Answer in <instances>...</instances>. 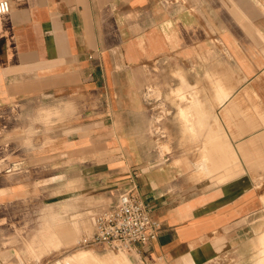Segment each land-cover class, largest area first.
I'll return each mask as SVG.
<instances>
[{
  "label": "crops",
  "instance_id": "obj_1",
  "mask_svg": "<svg viewBox=\"0 0 264 264\" xmlns=\"http://www.w3.org/2000/svg\"><path fill=\"white\" fill-rule=\"evenodd\" d=\"M8 1L0 213L37 197L55 208L26 251L77 241L72 200L121 190L160 224L134 247L144 264H205L246 241L264 206V0Z\"/></svg>",
  "mask_w": 264,
  "mask_h": 264
},
{
  "label": "rangeland",
  "instance_id": "obj_2",
  "mask_svg": "<svg viewBox=\"0 0 264 264\" xmlns=\"http://www.w3.org/2000/svg\"><path fill=\"white\" fill-rule=\"evenodd\" d=\"M149 76L151 78L144 90V106L151 113L149 118L153 125V97H155L153 93V68L149 71ZM160 102L161 105L159 106L164 109L166 107L165 101ZM148 135L153 139V126ZM158 145V149L162 153L164 148L160 147V142ZM253 188L255 189V193L259 195L256 196L258 200L263 201L264 204V175L253 181ZM32 199L30 198L28 202H24L20 206H10V211L0 213V215L4 214L5 216V218L0 219V223H2L0 225V257L7 264H53L58 259H60L62 264H75L87 257L105 262L106 259L113 260V258L119 256L121 253H125L130 260L126 264H144L139 259L134 248L129 251H111L96 246L78 247L76 239L69 243H62L58 248L47 249L39 257L30 255L26 251V246L28 242H31L32 238H37L36 236L43 224V214L49 211L52 212L55 209L54 203H43L40 197H37L38 201L33 203ZM70 201L69 197L63 196L61 203L67 204ZM72 201L74 204L76 203L74 205L75 208L72 211H67L65 213L66 217H74V214H76V218L80 217L79 220L85 223V228L83 227V231L79 234L78 239L81 235L89 233L92 230L93 217L98 210L111 203L110 199H103L100 201V204H91L84 200L79 202V199ZM252 217V229L245 234L247 240L245 241V238H243V243L234 250H227V253H224V249H219L222 255L219 258L207 261L205 264H264V206L261 207L260 205L259 210L255 211ZM224 247L222 246L221 248Z\"/></svg>",
  "mask_w": 264,
  "mask_h": 264
},
{
  "label": "built area",
  "instance_id": "obj_3",
  "mask_svg": "<svg viewBox=\"0 0 264 264\" xmlns=\"http://www.w3.org/2000/svg\"><path fill=\"white\" fill-rule=\"evenodd\" d=\"M9 9V1L0 0V15L7 13ZM159 228L160 224L152 217L150 205L136 192L121 190L108 207L94 215L92 230L81 235L76 245L129 251L137 244H148L155 240ZM53 264L60 263L54 261Z\"/></svg>",
  "mask_w": 264,
  "mask_h": 264
},
{
  "label": "bare ground",
  "instance_id": "obj_4",
  "mask_svg": "<svg viewBox=\"0 0 264 264\" xmlns=\"http://www.w3.org/2000/svg\"><path fill=\"white\" fill-rule=\"evenodd\" d=\"M187 86V85H186ZM59 106V105H58ZM194 109V108H193ZM197 111V109H196ZM210 127V126H209ZM208 131V130H207ZM226 140V139H225ZM225 143V142H224ZM211 160V159H210ZM78 240V239H77ZM77 242V241H76ZM118 255V254H117ZM57 263H60V259L55 260ZM126 262H130L129 258L125 253H121L119 256L113 258V260L106 259L105 262H100L98 260L92 259L91 257H87L83 260L76 262L75 264H126ZM129 264V263H128Z\"/></svg>",
  "mask_w": 264,
  "mask_h": 264
}]
</instances>
